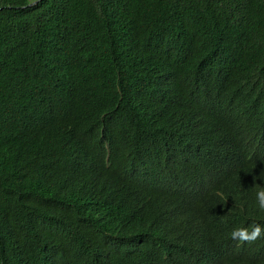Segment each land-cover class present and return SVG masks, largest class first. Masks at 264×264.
<instances>
[{
	"label": "trees",
	"instance_id": "1",
	"mask_svg": "<svg viewBox=\"0 0 264 264\" xmlns=\"http://www.w3.org/2000/svg\"><path fill=\"white\" fill-rule=\"evenodd\" d=\"M244 122L264 162V0H0V264H190L161 203L207 168L169 132ZM254 217L209 218L231 264H264Z\"/></svg>",
	"mask_w": 264,
	"mask_h": 264
},
{
	"label": "clouds",
	"instance_id": "2",
	"mask_svg": "<svg viewBox=\"0 0 264 264\" xmlns=\"http://www.w3.org/2000/svg\"><path fill=\"white\" fill-rule=\"evenodd\" d=\"M242 129H247L245 122L232 130L218 131L209 141L200 127L178 125L169 132V147L195 157V164L207 168L208 177L195 178L192 171H185L187 181L181 197L167 188L161 203L162 208L173 210L171 215L181 212L187 217L189 241L185 248L191 255L190 264H231L226 253L215 244L209 218H223L236 211L263 216L264 162L232 140ZM230 235L234 240L253 244L264 235V226L253 222L248 227L233 229ZM178 244L180 247L166 246L170 257L180 252L182 244Z\"/></svg>",
	"mask_w": 264,
	"mask_h": 264
},
{
	"label": "water",
	"instance_id": "3",
	"mask_svg": "<svg viewBox=\"0 0 264 264\" xmlns=\"http://www.w3.org/2000/svg\"><path fill=\"white\" fill-rule=\"evenodd\" d=\"M36 3H37V1H34V2L30 3L28 6H32V5L36 4Z\"/></svg>",
	"mask_w": 264,
	"mask_h": 264
},
{
	"label": "bare ground",
	"instance_id": "4",
	"mask_svg": "<svg viewBox=\"0 0 264 264\" xmlns=\"http://www.w3.org/2000/svg\"><path fill=\"white\" fill-rule=\"evenodd\" d=\"M223 130V129H222ZM219 131H221V130H219Z\"/></svg>",
	"mask_w": 264,
	"mask_h": 264
}]
</instances>
